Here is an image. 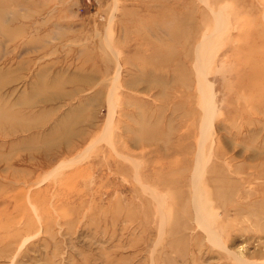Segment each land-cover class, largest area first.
<instances>
[{
  "label": "rangeland",
  "instance_id": "obj_1",
  "mask_svg": "<svg viewBox=\"0 0 264 264\" xmlns=\"http://www.w3.org/2000/svg\"><path fill=\"white\" fill-rule=\"evenodd\" d=\"M0 109V264H264V0H0Z\"/></svg>",
  "mask_w": 264,
  "mask_h": 264
},
{
  "label": "bare ground",
  "instance_id": "obj_2",
  "mask_svg": "<svg viewBox=\"0 0 264 264\" xmlns=\"http://www.w3.org/2000/svg\"><path fill=\"white\" fill-rule=\"evenodd\" d=\"M9 14H10V12H9ZM88 29V28H87ZM58 34V33H57ZM24 37V36H23ZM12 41V40H11ZM5 43V42H4ZM2 44V43H1ZM235 44V43H234ZM101 46V45H100ZM42 48V47H41ZM57 48V47H56ZM39 49V48H38ZM76 50H78V49H76ZM54 53H56V52H54ZM221 54V53H220ZM7 56V55H6ZM52 57V56H51ZM218 57V56H217ZM49 58V57H48ZM204 58V57H203ZM67 60V59H66ZM215 61V60H214ZM20 64V63H19ZM120 66V65H119ZM51 69V68H50ZM4 80V79H3ZM100 82V81H99ZM150 85H151V83H150ZM150 87V86H149ZM222 87V86H221ZM94 90V89H93ZM222 90V89H221ZM109 92H111V91H109ZM109 95V94H108ZM197 98H198V96H197ZM216 98V97H215ZM47 99V98H46ZM204 99V98H203ZM213 102H214V100H213ZM217 105V104H216ZM207 108V107H206ZM1 111H2V109H0ZM207 110V109H206ZM3 112V111H2ZM6 112V111H5ZM209 112V111H208ZM169 113V112H168ZM6 114V113H5ZM18 114V113H17ZM207 115V114H206ZM208 117H209V115H207ZM204 117H206V116H204ZM1 119V118H0ZM201 119V118H200ZM205 119V118H204ZM213 119V118H212ZM211 121V120H210ZM206 122V121H205ZM207 123V122H206ZM213 124V123H212ZM204 126H206L205 124H203ZM215 125V124H214ZM213 125V126H214ZM217 126H218V124H217ZM96 132V131H95ZM202 132H203V129H202ZM205 132V131H204ZM208 133V132H207ZM80 133H78V135H77V138H78V140L79 141H82L83 142V137H81L80 135H79ZM74 136H76V135H74ZM213 136V135H212ZM97 140V139H96ZM104 140V139H103ZM104 142H106V140L104 141ZM205 143V142H204ZM91 145V144H90ZM95 145V144H94ZM127 145V144H126ZM208 145V144H207ZM46 146H47V144H45L43 147H45L46 148ZM87 146V145H86ZM198 146V145H197ZM42 147V148H43ZM50 146H48V148H49ZM72 147H73V145L70 143V141H69V135L68 136H66V137H64V138H62V139H60V140H56L55 141V143H54V145L53 146H51V148H52V151H50V152H43L42 154H39L37 157L39 158V159H41L42 160V164H44L47 160H49L50 158H53L54 156H57V152L61 149V150H63V152H69L71 149H72ZM54 148V149H53ZM197 148H199V147H197ZM202 148H203V146H202ZM92 150V149H91ZM129 151H130V149H129ZM133 152V151H132ZM140 152V151H139ZM226 151L222 148V146L219 144V143H217V145L215 146L214 145V148L213 149H211V152L209 153V162H210V158H212V156L213 157H215V158H217V157H223V156H225L227 153H225ZM103 153V152H102ZM211 153H212V155H211ZM164 154V153H163ZM104 155V154H103ZM160 155V154H159ZM233 155H229V159H231V157H232ZM84 158V157H83ZM79 159V158H78ZM156 159V158H155ZM200 159H196V161H199ZM218 160V159H217ZM79 161V160H78ZM80 161H82V160H80ZM223 161V160H222ZM225 162H226V160H225ZM200 163H201V161H200ZM9 164V163H8ZM27 164V163H26ZM38 164H40V163H38ZM38 164H36L37 166H38ZM198 164V163H197ZM206 164H207V162H206ZM10 166V165H9ZM37 166H35V167H37ZM39 166H42V165H39ZM206 166V165H205ZM44 167V166H43ZM196 167H198V165H196ZM37 168H39V167H37ZM208 168L209 167H207V171H208ZM197 170V169H196ZM196 170L194 171V172H196ZM261 170V169H260ZM227 171H230L229 169L227 170ZM210 172V175L212 176V177H216L218 174H217V171L216 170H210L209 171ZM227 173V172H226ZM256 173V172H255ZM255 173L253 174V175H255ZM249 174H252V172H250L249 171ZM49 175V174H48ZM47 175V176H48ZM200 175V174H199ZM257 175V174H256ZM210 177V176H209ZM208 177V178H209ZM4 180V179H3ZM247 181V180H246ZM192 182V181H191ZM27 184V183H26ZM38 184H39V182H38ZM26 186V185H25ZM37 186V185H36ZM24 189V188H23ZM217 189V188H216ZM195 191V190H194ZM213 191V190H212ZM211 191V192H212ZM18 192V191H17ZM215 193V192H214ZM38 194V193H37ZM223 194V193H222ZM39 195V194H38ZM198 195V194H197ZM223 196H225V195H223ZM215 197V196H214ZM258 197V196H257ZM210 198H211V196H210ZM226 198V197H225ZM209 199V198H208ZM16 200V199H15ZM244 200V199H243ZM49 204V203H48ZM32 207V206H31ZM200 207V206H199ZM197 210V209H196ZM208 210V209H207ZM207 210H204V211H207ZM36 211V210H35ZM9 213V212H8ZM28 213V212H27ZM207 213V212H206ZM33 214V213H32ZM205 214V213H204ZM56 216V215H55ZM196 216H197V214H196ZM196 216H195V218H196ZM205 217V216H204ZM20 218H21V216H20ZM165 218V217H164ZM39 219V218H38ZM185 219V218H184ZM162 220V219H161ZM207 220H210V219H207ZM21 221V220H20ZM173 227V226H172ZM187 230V229H186ZM24 245V244H23ZM13 246H14V244H13ZM13 251V250H12ZM14 259V258H13Z\"/></svg>",
  "mask_w": 264,
  "mask_h": 264
}]
</instances>
